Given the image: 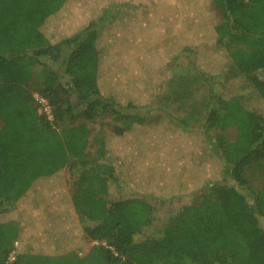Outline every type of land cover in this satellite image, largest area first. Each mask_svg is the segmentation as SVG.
Listing matches in <instances>:
<instances>
[{
    "label": "trees",
    "instance_id": "16d2710c",
    "mask_svg": "<svg viewBox=\"0 0 264 264\" xmlns=\"http://www.w3.org/2000/svg\"><path fill=\"white\" fill-rule=\"evenodd\" d=\"M190 47L210 85L202 126L147 128L138 110ZM98 107L112 134L66 125ZM259 161L264 0H0V264H264V182L245 175ZM112 188L125 197L110 202ZM187 196L160 236L138 238L155 219L148 199ZM87 241L100 243L80 256Z\"/></svg>",
    "mask_w": 264,
    "mask_h": 264
},
{
    "label": "rangeland",
    "instance_id": "374dc122",
    "mask_svg": "<svg viewBox=\"0 0 264 264\" xmlns=\"http://www.w3.org/2000/svg\"><path fill=\"white\" fill-rule=\"evenodd\" d=\"M193 49L194 47H190L173 57L167 63L166 73L169 79L163 85L157 101L149 107L138 110L144 117V126L147 128L156 129L160 123L167 122L174 128L176 135H178L181 120H186L191 127L198 131L202 126L205 106L210 95V85L208 82L197 79L192 71L191 65L197 59L192 51ZM39 69L40 66L38 65L34 68L31 78L32 88H39L41 85V80L38 77ZM256 74L262 75V71L259 70ZM219 79H223V77ZM80 112L77 118H73L71 115L67 117L66 125L86 123L94 135L113 133L112 117L109 111L107 112L103 107H98L94 111L80 109ZM70 163V166H72L73 160ZM65 174L68 179V191L71 193L74 174L68 168H66ZM245 175L252 188L259 189L264 182V162L259 161L257 164L248 166ZM163 184L165 185L163 190L171 187V184H167L165 179L163 180ZM240 190L243 191L244 189L240 188ZM246 194L249 202L253 203L252 194L248 191H246ZM123 197L125 195L112 188L109 198L110 202L117 201ZM189 199L190 197L188 196L178 197L174 200H166L164 203L148 199L157 206L155 219L152 224L143 229L138 238L141 240L160 236L161 230L169 216L184 206ZM261 224L264 227L263 220H261Z\"/></svg>",
    "mask_w": 264,
    "mask_h": 264
},
{
    "label": "built area",
    "instance_id": "2783aa9c",
    "mask_svg": "<svg viewBox=\"0 0 264 264\" xmlns=\"http://www.w3.org/2000/svg\"><path fill=\"white\" fill-rule=\"evenodd\" d=\"M33 97L35 101L37 102L39 112L45 116V118L53 123L54 121V111L53 106L51 105L48 98H46L43 94H41L39 91L33 92ZM98 241H92L90 242V246L99 244ZM86 252L84 250L78 251V254L80 256H83ZM14 259V252L11 253L9 257V262Z\"/></svg>",
    "mask_w": 264,
    "mask_h": 264
},
{
    "label": "crops",
    "instance_id": "0c3cea01",
    "mask_svg": "<svg viewBox=\"0 0 264 264\" xmlns=\"http://www.w3.org/2000/svg\"><path fill=\"white\" fill-rule=\"evenodd\" d=\"M108 134H112V133H108ZM101 135H102V134H101ZM96 136H98V135H96ZM64 174H65V173H64ZM65 178H66V186H67L68 179H67V177H66V174H65ZM67 190H68V187H67ZM69 194H70V192H69ZM89 247H90V243L87 241L85 244H83V245H81V246H79V247L77 248V252L80 251V250H84L85 252H87L88 249H89Z\"/></svg>",
    "mask_w": 264,
    "mask_h": 264
}]
</instances>
